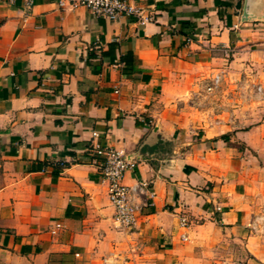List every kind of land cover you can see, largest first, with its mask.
<instances>
[{"label": "crops", "instance_id": "0c3cea01", "mask_svg": "<svg viewBox=\"0 0 264 264\" xmlns=\"http://www.w3.org/2000/svg\"><path fill=\"white\" fill-rule=\"evenodd\" d=\"M30 1L0 0V264H225L229 240L263 261L264 21L241 22L243 0H127L147 23ZM93 139L135 155L134 228Z\"/></svg>", "mask_w": 264, "mask_h": 264}, {"label": "built area", "instance_id": "2783aa9c", "mask_svg": "<svg viewBox=\"0 0 264 264\" xmlns=\"http://www.w3.org/2000/svg\"><path fill=\"white\" fill-rule=\"evenodd\" d=\"M30 2L28 0V4ZM55 2L60 7H84L92 15L112 21L121 16L131 17L141 23L152 20L150 14L145 13L136 4L127 0H55ZM221 83L220 72L213 74L204 82L201 96L205 99L214 97L220 90ZM251 86L256 94L264 96V82L252 83ZM88 150L91 161L97 166L101 179L107 183L108 197L114 208V221L121 228H134L140 209L149 205V195L146 194L144 184L127 185L124 183V174L130 167L131 160L125 158V150L104 146L97 139L91 141ZM180 225H187L186 217L180 218ZM59 227L60 224H56L50 232L55 234Z\"/></svg>", "mask_w": 264, "mask_h": 264}, {"label": "rangeland", "instance_id": "374dc122", "mask_svg": "<svg viewBox=\"0 0 264 264\" xmlns=\"http://www.w3.org/2000/svg\"><path fill=\"white\" fill-rule=\"evenodd\" d=\"M263 82H264V80H263ZM249 87H252V86H249ZM262 116H263V113H261L260 117H262ZM237 146L239 147L240 144H237ZM244 147H245V145H244ZM248 150H249V148H248ZM259 162L264 166V160H260ZM260 217H263V218L257 224H254L255 222H252L255 219V217H254L249 223V226L251 228H249V227L248 228L250 231H253V232L259 231V233L264 234V215H262ZM256 225H258V227H259L258 230L255 229ZM227 245H228L227 249H229L231 254L228 255L229 261L225 264H264V260L263 261H257V260L251 259V258H249V256H247L245 251H243V242L238 241V240H229Z\"/></svg>", "mask_w": 264, "mask_h": 264}, {"label": "water", "instance_id": "95a60500", "mask_svg": "<svg viewBox=\"0 0 264 264\" xmlns=\"http://www.w3.org/2000/svg\"><path fill=\"white\" fill-rule=\"evenodd\" d=\"M241 22L264 21V0H243L240 13ZM128 160L135 158L134 154H126Z\"/></svg>", "mask_w": 264, "mask_h": 264}, {"label": "trees", "instance_id": "16d2710c", "mask_svg": "<svg viewBox=\"0 0 264 264\" xmlns=\"http://www.w3.org/2000/svg\"><path fill=\"white\" fill-rule=\"evenodd\" d=\"M126 56H127V59H125V61H124L125 64L122 68V71H123V73H130L133 70L132 53L127 52ZM121 59L123 60L124 57Z\"/></svg>", "mask_w": 264, "mask_h": 264}]
</instances>
